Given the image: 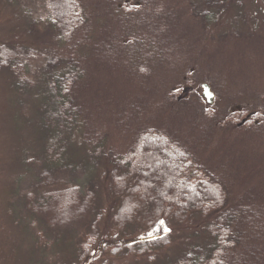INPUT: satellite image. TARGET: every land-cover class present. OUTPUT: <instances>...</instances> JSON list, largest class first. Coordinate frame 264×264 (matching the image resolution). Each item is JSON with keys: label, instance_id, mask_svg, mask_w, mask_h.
Masks as SVG:
<instances>
[{"label": "rangeland", "instance_id": "374dc122", "mask_svg": "<svg viewBox=\"0 0 264 264\" xmlns=\"http://www.w3.org/2000/svg\"><path fill=\"white\" fill-rule=\"evenodd\" d=\"M116 1L119 0H84L90 15H99L91 17L88 27L77 32L75 42L64 44L55 39L58 34L49 23L51 12L46 0H0L1 45L5 42L7 46H14L15 43L21 49L29 50H22L20 62L24 65L16 81L8 80L11 72H0V169L4 179L0 181V235L5 233L0 244L5 252L7 248L6 254L14 255L20 264L57 262L62 252L66 257L68 252H76L80 245L76 247L73 240L83 235L87 227L92 231V224L99 219V235L111 233L112 240L103 237L105 241L97 244L86 264H149L144 260L148 255L128 257L114 254V250L132 243V240L121 236L123 231L115 221L124 197L131 192L129 189L123 196L111 192L109 176L102 178L110 169L102 167L97 158V163L94 161L98 150L95 152L92 146V152L85 147L77 132L72 139L69 138L65 129L53 121L54 104L50 89L54 84L48 75L52 71L48 66L50 53L62 57L63 63L59 61L57 64L59 67L68 66L67 60L72 59L74 53L77 57L86 54V82L89 85L81 95L95 107L94 121L99 120L95 129L106 137L107 152L118 154L127 151L137 125L141 128L148 124L159 127L164 121L167 125H176L177 131L191 142H200L204 135L207 136L206 145L197 150L198 155L214 170L233 175L236 192L254 190L264 184V128L233 127L234 123L221 120L210 128L209 119L197 121V114L193 111L201 99L209 102L210 93L208 91V97H205L201 86L205 82L214 93L216 107L222 110L220 115L244 110L242 103L247 104L250 110H255L254 101L264 106V99L262 101L259 97L264 94V0H228V4L213 10L215 24L208 30L201 15L198 18L192 13L191 0L156 1L160 23H165L169 35H179L182 42L176 45L169 41L171 44L166 46L162 42L157 43V49L155 46L151 49L154 59L150 61L154 64L147 60L149 63L145 67L148 71L136 72L132 77L121 68H114L113 53L109 51L114 50V45L107 46V42L110 44L122 28L115 14L104 17L105 7L107 9V5L116 4ZM193 1L200 9L206 10L207 0ZM124 3L140 5L132 0ZM122 13L121 18L128 20L126 23L136 30L137 20L131 21V14ZM152 16L157 21V14L152 13ZM124 25L126 30L128 25ZM251 30L254 33L250 35ZM163 32L153 30L152 36L158 39V33ZM107 36L111 39L106 42ZM84 39L86 41L80 44ZM170 45L171 49H179L160 52ZM189 69H194V79L199 81L197 84L192 77L185 80ZM183 81L188 89L180 100L189 101L190 106L168 110L165 100L169 88L178 87ZM162 83L169 88H162ZM251 96L254 97L243 99ZM193 121L197 126L202 125L201 133L196 132L197 126L192 128ZM130 123L135 124L129 126ZM165 124L164 127L171 128ZM120 126H129L130 131L121 133ZM70 129L66 128L67 131ZM39 156L46 161L44 165L40 164L43 160H39ZM28 158V170L21 176ZM49 177L57 181L50 186L43 185L41 180ZM69 188L79 191V195L69 196L70 206H79L78 201L84 207L88 203L85 210H90L85 220L82 219L84 215L61 217V207L66 199L59 197L46 201L40 198L36 202L28 199L25 204L26 199L36 195L40 189L59 192ZM7 210L11 217L6 215ZM165 221H161L148 236L139 235L136 239L150 242L171 234L172 221ZM115 226L121 232L119 229L118 233L113 232V228L109 230ZM174 230L180 231L177 227ZM166 246L164 252L170 257L176 256L174 253L177 251L181 253L179 256L183 254L184 243L181 240L168 242Z\"/></svg>", "mask_w": 264, "mask_h": 264}, {"label": "trees", "instance_id": "16d2710c", "mask_svg": "<svg viewBox=\"0 0 264 264\" xmlns=\"http://www.w3.org/2000/svg\"><path fill=\"white\" fill-rule=\"evenodd\" d=\"M46 1L51 12L49 23L54 32L58 34L55 39L64 44L75 42L77 32L85 26L88 27L91 17L99 15L91 16L89 7L85 5L84 0ZM132 1L138 2L140 5H127L124 3L125 0H119L116 1V4L107 5L108 11L105 7L104 15L107 18L108 15L115 14L121 22L120 27L122 26V28L118 32V36L112 39L107 36L106 42L110 38V44L107 42V46L110 48L112 44L114 45V50L108 49L113 53L111 58H113L114 68H121L131 77L136 72L141 73L140 71H143L146 73L148 71L145 64L154 59L151 49L154 46L157 49L159 46L157 43L162 42L166 46V44H171L169 41L176 45L182 42L179 35H169L165 23H160L156 1L164 0ZM191 2L192 13L198 18L201 15L203 19L201 21L206 30L215 24L214 19L216 17L213 10L220 9V6L225 5V3L228 4V0H207L206 10H204L196 6L193 0ZM122 11L133 16L131 21L137 20L135 22L136 30L126 23L128 20L121 18L123 16L121 15L123 14ZM152 13L157 14V21ZM124 24L128 25L126 30L123 29ZM152 29L164 32L158 33L157 39L152 36ZM255 31L256 29H254ZM140 32L143 33L141 36L138 35ZM254 32L251 30L248 34L251 35ZM80 41L82 44L86 40ZM3 43V45L0 43V72H11L8 80L10 78L16 81L20 77L21 74L18 73H21L24 65L22 61L20 62L22 50H29L21 49L20 45L13 42L14 46H7L5 45L7 43ZM178 49H171L170 45L168 49H162L160 52H176ZM158 54L160 53L158 52ZM49 56L48 66L52 71H49L48 75L54 84L52 90L50 89L54 104L53 121L58 127L65 129L64 132L68 133L69 138L72 139L74 133L77 132L83 138L85 147L91 149L92 152V146H94L95 152L98 150L94 161L96 162L97 158V162L102 167L110 169L109 172L105 171L102 178L105 179L106 176H109L111 192L121 196L129 189L131 192L130 195L124 197L120 209L116 210L115 221L123 233L118 226L110 227L109 230L113 228V232L118 233L120 231L121 236L127 240H132V243L114 250V254L121 253V255L128 257L148 255L144 260L146 259L149 264H264V184L254 190L236 192V178L233 175L221 174V170L217 171L209 167L206 160L198 155L197 150L206 145L204 143L207 142V136L204 135L200 142L197 140L191 142L177 131L176 125L170 126L164 121L163 124L166 123L165 125L171 128H166L163 124L159 127L148 124L143 128L137 125V132L133 135L132 143L127 151L118 152V154L112 151L107 152L106 137L95 129L99 124V120L94 121L95 107L81 95L89 85L86 82L88 79L85 65L86 54L77 57L74 53L73 58L67 60L69 67L57 65L59 61L63 63L62 57L58 55L55 57L52 53ZM159 57L161 58L160 55ZM175 71H177L176 68ZM193 73L194 69H189L188 77L185 80L188 79L187 81H189L192 77L194 82L197 81V84L199 81L194 79ZM184 81L182 85L173 88H169L164 83L161 84L162 88L166 86L170 91L165 100V107H169L168 110H173L175 107L179 110V108L190 106L189 101L180 100L183 97V92L188 89ZM203 84L207 85L208 83ZM252 97L254 96L243 97V99H251ZM259 97L263 101L264 94L259 95ZM167 98L169 102H167ZM200 101V104H195L193 111L197 114V121L209 119L207 121L210 128L217 126L218 120L221 122L230 121L234 123L233 127L246 125L248 129L264 128V110H261L264 106L257 104L256 101H254L256 107L253 108L255 110L248 109V105L242 103L244 110L237 113L227 111L228 113L225 112L223 115H220L222 110H218L217 103L207 104L203 99ZM139 105L142 107L141 104ZM97 115L100 118V115ZM214 117L217 119L215 120ZM132 124L130 123L129 126ZM129 126H120L121 133L125 134L130 131ZM196 126V122L193 121L192 128H196ZM66 128L71 129L67 131ZM201 130L202 125H198L196 132L201 133ZM39 157V160L44 159L43 156ZM29 160V158L25 160L21 176L27 172ZM45 163L46 161L43 160L40 164L44 165ZM1 171L0 169V181H4L1 177ZM9 179L12 178L9 177ZM54 179V177H49L46 180L40 178L43 185L49 186L57 181ZM45 191L47 190H38L36 195L26 199L25 204L27 205L28 199H33L36 202L40 198L46 201L59 197L61 200L66 199L64 206L61 207V217L84 215L82 219H86L90 210V208L87 212L85 210L88 203L84 207L79 201H76L79 206H70L69 196L78 194L77 188H69L59 192L58 190L53 191V189L48 192ZM17 192L19 191L15 193ZM42 192L43 194L39 196ZM91 198L94 199V196L91 195ZM67 206L69 207L66 209ZM6 215L11 217L8 210ZM59 217L58 219H60ZM163 220H167L165 221L167 223L172 221L171 234L150 242L136 239L139 235L145 237L151 234ZM99 221L92 224V231L87 227L83 235L73 240L76 247L78 244L80 245V249H77L76 252H68L70 254H67L68 259L62 252L57 262L51 261L42 264H86V260L97 247V244L105 240H112L111 233L106 236L99 235ZM18 226L20 227V225ZM176 227L180 231L174 230ZM0 229H2L1 226ZM117 229L119 230L117 231ZM4 234L0 235V242H3L1 238L5 237ZM103 237L106 239L104 240ZM101 238L102 240H100ZM176 240H181L182 244L184 243L183 254L179 256L178 254L181 253L177 251L174 253L177 254L176 256L170 257L164 252L166 245L168 242L171 243ZM6 253L7 248L5 252L4 247L0 244V264H20L14 255L11 256ZM64 257L66 258L65 262ZM31 264L39 263L31 261Z\"/></svg>", "mask_w": 264, "mask_h": 264}, {"label": "water", "instance_id": "95a60500", "mask_svg": "<svg viewBox=\"0 0 264 264\" xmlns=\"http://www.w3.org/2000/svg\"><path fill=\"white\" fill-rule=\"evenodd\" d=\"M206 88V92H205V96L206 97H208V95H207V92L209 91L210 92V98L208 97V100L212 103V99H213V97H214V94H213V92L210 90V87H205Z\"/></svg>", "mask_w": 264, "mask_h": 264}, {"label": "bare ground", "instance_id": "6f19581e", "mask_svg": "<svg viewBox=\"0 0 264 264\" xmlns=\"http://www.w3.org/2000/svg\"><path fill=\"white\" fill-rule=\"evenodd\" d=\"M207 86L210 87V85H208V84H207V85H206V84H203V85H202V87H203V95H204V96H205L204 88L207 87ZM210 90H211V88H210ZM211 91H212V90H211ZM212 92H213V91H212ZM209 93H210V92H209ZM213 94H214V93H213ZM207 95H208V94H207ZM205 97H206V96H205ZM208 101H209V100H208ZM212 103H214V102H213V99H212ZM207 104H211V102L209 101Z\"/></svg>", "mask_w": 264, "mask_h": 264}, {"label": "snow or ice", "instance_id": "6c2138e0", "mask_svg": "<svg viewBox=\"0 0 264 264\" xmlns=\"http://www.w3.org/2000/svg\"><path fill=\"white\" fill-rule=\"evenodd\" d=\"M162 223V222H161Z\"/></svg>", "mask_w": 264, "mask_h": 264}]
</instances>
